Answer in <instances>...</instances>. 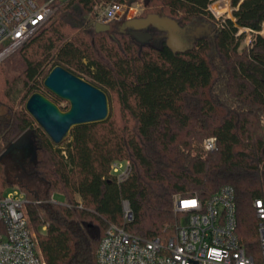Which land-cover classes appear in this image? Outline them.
I'll return each mask as SVG.
<instances>
[{
	"label": "trees",
	"instance_id": "16d2710c",
	"mask_svg": "<svg viewBox=\"0 0 264 264\" xmlns=\"http://www.w3.org/2000/svg\"><path fill=\"white\" fill-rule=\"evenodd\" d=\"M130 1L56 3L49 26L43 24L14 53L17 57L4 62L0 156L32 130L34 159L18 180L0 161V194L15 184L26 193L27 216L47 264H98V248L110 225L147 240L169 238L179 222L176 195L207 200L231 186L237 235L261 262L254 202L264 200V0H231L232 18L220 20L219 27L210 6L218 13L220 0H146L143 18L168 16L190 32L209 26L210 33L194 37L192 50L178 54L155 28L146 30L152 36L146 44L128 30L114 29V21L111 31L96 32L98 7ZM247 31L253 41L241 48ZM18 60L20 67L14 68ZM55 67L100 88L109 103L114 93L120 117L110 110L104 122L73 128L60 146L39 126L33 129L36 122L26 107L17 108L19 98L25 104L40 93L58 105L60 99L44 87ZM211 137L217 148L205 151L203 142ZM118 161L131 166L121 182L110 174ZM31 177L43 185L44 194L31 189ZM57 195L64 204L51 202ZM123 202L133 213L128 223Z\"/></svg>",
	"mask_w": 264,
	"mask_h": 264
},
{
	"label": "built area",
	"instance_id": "2783aa9c",
	"mask_svg": "<svg viewBox=\"0 0 264 264\" xmlns=\"http://www.w3.org/2000/svg\"><path fill=\"white\" fill-rule=\"evenodd\" d=\"M69 1L40 4L39 0H0V64L51 18L54 4ZM123 8L120 4L103 7L96 23L111 24ZM203 148L216 150L217 139H206ZM130 173L127 161L115 162L110 169L120 182ZM51 202L57 201L52 198ZM27 203V195L18 185L0 194V264H47L27 216ZM254 208L259 220L261 262L247 253L237 235L235 191L224 186L207 200L176 195L174 209L179 222L169 238L147 240L124 227L110 225L98 248V264H264V200H256ZM123 219L124 223L133 219L128 202H123Z\"/></svg>",
	"mask_w": 264,
	"mask_h": 264
},
{
	"label": "water",
	"instance_id": "95a60500",
	"mask_svg": "<svg viewBox=\"0 0 264 264\" xmlns=\"http://www.w3.org/2000/svg\"><path fill=\"white\" fill-rule=\"evenodd\" d=\"M138 0H131L130 8ZM119 18V17H118ZM208 25L193 32L189 28H182L179 22L168 16L150 14L145 18H133L123 22L120 32L128 33L141 44L148 43L152 36L146 32L155 28L166 35L167 47L174 53H185L194 47V37L203 33H210ZM97 33L111 31L110 24L96 23ZM44 87L60 100L70 104L68 111H62L58 105L40 93L29 97L26 103L27 113L35 120L54 145L60 146L69 137L73 128L106 121L110 115V105L107 94L100 88L74 75L62 67H55L44 81ZM34 132H24L11 142L0 156V161L13 154L20 164L21 159L16 156V150L26 149L32 145ZM8 166V165H7Z\"/></svg>",
	"mask_w": 264,
	"mask_h": 264
},
{
	"label": "rangeland",
	"instance_id": "374dc122",
	"mask_svg": "<svg viewBox=\"0 0 264 264\" xmlns=\"http://www.w3.org/2000/svg\"><path fill=\"white\" fill-rule=\"evenodd\" d=\"M145 2H146V0H138L130 8L128 7V4L127 5H124L123 12L120 14L118 20L117 21L115 20L114 23H113V28L114 29H118L119 26H121V24L123 22H125V21H127L129 19H133V18H143L144 16H146L148 14V12L145 10ZM103 7H105V6L98 7L96 9L97 14L102 10ZM215 9L218 10V13H215V11L212 10V6H210L211 13L217 19L215 21L216 27H219L220 26V22H221L220 20H224L226 18H232L233 8L231 6V0H220V1H217V3L215 4ZM96 17H97V15H96ZM49 20H50V18L48 19V21ZM46 23L43 26H45V27L46 26H49L50 22L47 23V24ZM200 28L203 29L202 26H200ZM242 31L243 30H241V32ZM247 34H248L247 35V38L244 41V43L242 44V47L241 48L248 47L251 44V42L253 41V35L251 34V32L250 31H247ZM260 34L264 36V27H263V30L260 32ZM13 56H16L17 57L18 56V53L14 54V55H12L10 57H8L6 60H4V62L7 61L9 58H12ZM4 62L0 65V68L2 67V65L4 64ZM20 64H21V62L19 60L16 61L14 68H17V67L19 68L20 67ZM51 66H52V62H50L45 67V70L48 71L51 68ZM19 72L20 71H17V69H16V72L15 73L13 71V73L16 74V76L19 74ZM19 99H20L19 100L20 101V104H19V106L17 108H19V109H22L23 107L25 108L27 102L25 104H23V101H24L23 96L21 95V97ZM109 105H110V110L113 113L114 117L119 118L120 117V106L118 104L116 95L114 93H111V102L109 103ZM58 107H60L61 109H64V110H69L70 104L68 102H66V101L60 100V102L58 104ZM1 111L3 112V110H1ZM37 126H38V124L36 123V125L34 126L33 129H35ZM16 156L17 157L19 156V158L21 159L20 164L19 163H16V164L10 163V167H11V169L18 171L15 174H17V173L18 174H22L26 170V168H27V166L29 164V160L30 159H34V154H33V148H32V146H30L29 148H26V149L16 150ZM12 181L13 182H16V180H12ZM30 182H31L30 187H31L32 190L37 191V192L39 191V192H41V194H44L43 193L44 187H43V185L37 179L31 177V181ZM11 189H12V187L7 188L3 192V194H7ZM54 199L58 203H61V204H64L65 203V200H64V198L62 196L57 195V196H55ZM43 231H44V229H43Z\"/></svg>",
	"mask_w": 264,
	"mask_h": 264
},
{
	"label": "flooded vegetation",
	"instance_id": "af4514ba",
	"mask_svg": "<svg viewBox=\"0 0 264 264\" xmlns=\"http://www.w3.org/2000/svg\"><path fill=\"white\" fill-rule=\"evenodd\" d=\"M118 20V18L116 19V21ZM119 29H120V26H119ZM127 31V30H126ZM125 31V32H126ZM4 152V151H3ZM17 158H15V156L13 155V154H10V155H8L7 157H5L4 159H3V161L6 163V165H8V167H9V170H10V172H11V174H12V176H13V178H15L16 180H18V173L17 174H15L16 172H18L17 170H13V169H11V167H10V163H13V164H16L17 163V160H16Z\"/></svg>",
	"mask_w": 264,
	"mask_h": 264
}]
</instances>
